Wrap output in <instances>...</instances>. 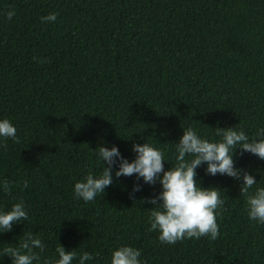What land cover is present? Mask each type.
<instances>
[{
    "label": "trees",
    "instance_id": "obj_1",
    "mask_svg": "<svg viewBox=\"0 0 264 264\" xmlns=\"http://www.w3.org/2000/svg\"><path fill=\"white\" fill-rule=\"evenodd\" d=\"M53 13L55 22H42ZM3 119L19 143L0 138V185H12L10 194L0 187V212L23 201L29 218L0 232V264H12L4 249L29 233L45 245L33 264H54L59 245L90 253L86 264H111L122 246L139 249L142 264H264V225L249 220L242 178L208 175L207 164L196 180L225 201L214 241L161 243L149 231L155 206L143 201L162 186L135 174L116 179L119 161L104 194L91 202L74 194L75 183L102 173V146L132 162L133 145L149 143L168 171L188 128L209 142L221 140L215 129L232 127L264 139L256 136L264 129V0H0ZM233 159L257 182L250 194L264 187V160L240 149Z\"/></svg>",
    "mask_w": 264,
    "mask_h": 264
},
{
    "label": "clouds",
    "instance_id": "obj_2",
    "mask_svg": "<svg viewBox=\"0 0 264 264\" xmlns=\"http://www.w3.org/2000/svg\"><path fill=\"white\" fill-rule=\"evenodd\" d=\"M15 10L10 9L7 19L15 16ZM58 14L53 13L42 17V22H55ZM44 63V61H41ZM215 134L221 137L219 142H209L202 139L192 128L184 130V134L177 145V163L170 170H164V153L149 143L133 145L132 151L137 155L129 162L123 158L117 147L98 148V156L104 167L100 175L94 176L91 172L84 180L75 183L74 194L84 202H91L105 189L113 184V166L119 161V170L115 172V178L131 177L134 174L137 179L143 178L144 182L154 185L157 181L162 186L161 193L153 199L143 201L150 203L153 207L149 223V231H159L158 239L161 243L175 245L185 239H197L208 237L216 240L220 235L217 216L221 214L225 201L221 199L218 188L207 190L200 187L196 180V169L207 164L206 174L215 176L217 174L240 180L242 186L240 194L246 196L247 214L249 220L264 225V187H257L256 191L250 194L249 190L257 185L255 178L242 169L235 167L233 159L236 149L251 153L260 160H264V139L251 140L243 130H236V127L228 129H215ZM256 136L264 137V129H260ZM0 138L4 141L11 139L19 143L17 129L8 119L0 120ZM6 147V143L2 145ZM186 155L193 157L191 161L185 159ZM107 166H105V163ZM163 174L160 178V174ZM2 190L9 193L12 185L9 181H3ZM23 187H28V182H23ZM139 185L134 186L133 193L141 191ZM159 201V203H158ZM28 212L23 201L15 203L11 210L0 212V232L12 231L14 224L28 220ZM45 245L38 237L29 233L19 244V247H7L4 249L5 256L12 259V264H33L40 259L34 251L39 249L43 252ZM59 258L54 264H73L78 258L79 264H86L94 257L83 252L78 256L77 251L66 252L62 246L56 248ZM141 251L130 246L119 247L112 253L111 264H142Z\"/></svg>",
    "mask_w": 264,
    "mask_h": 264
}]
</instances>
